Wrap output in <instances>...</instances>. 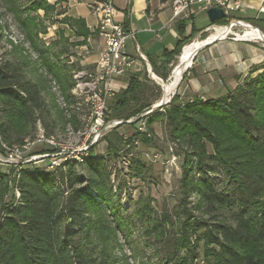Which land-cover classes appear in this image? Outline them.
Instances as JSON below:
<instances>
[{
    "label": "trees",
    "instance_id": "1",
    "mask_svg": "<svg viewBox=\"0 0 264 264\" xmlns=\"http://www.w3.org/2000/svg\"><path fill=\"white\" fill-rule=\"evenodd\" d=\"M3 1L17 15L19 25L29 29L33 21L23 17L16 0ZM47 1L33 0L29 9L47 14ZM105 1L91 0V5ZM63 20L76 28V37L83 39L76 45H83L90 34L84 22L68 17ZM226 23L225 18L215 25ZM256 25L264 31V23ZM187 41L178 42L160 67L152 65V71L166 80L168 65L180 55ZM33 47L38 50L36 45ZM40 58L42 66L69 97L73 81L64 68L53 63L48 50L40 51ZM147 83L140 76H131L127 87L109 99L108 116L128 121L149 110L160 92L156 88V94L149 97ZM154 113L143 119L154 121ZM165 113L172 140L186 148L187 157L196 159L201 178L197 181L185 173L183 181L187 193L198 196L197 210L208 215L209 220L200 225L191 222L192 215L183 198L182 231L172 237L173 251L164 264H264V71L247 77L222 98L191 97L181 103L174 96ZM38 127L47 136L53 135L56 128L41 86L30 77L23 59L0 62V143L21 147L26 140L35 139ZM141 137V142L148 144V139ZM123 140L116 130L107 137V156L117 154ZM207 145L212 146V154L207 153ZM75 167L62 165L57 174L31 163L20 166L17 174L0 170V264H117L112 250L117 247L115 228L121 229V217L118 211L109 214L117 223L113 229L98 203L101 199L110 206L107 168L102 161L88 159L85 167L90 175L86 177L79 175ZM217 168L221 179L209 175ZM13 189L18 192L17 199ZM170 218L169 213L163 214L158 225L167 224ZM183 248L186 254L178 258Z\"/></svg>",
    "mask_w": 264,
    "mask_h": 264
},
{
    "label": "rangeland",
    "instance_id": "2",
    "mask_svg": "<svg viewBox=\"0 0 264 264\" xmlns=\"http://www.w3.org/2000/svg\"><path fill=\"white\" fill-rule=\"evenodd\" d=\"M32 1L16 0L19 10L24 14L23 17H28L33 21L29 24V29L25 30L19 25L17 15L8 9L3 0H0V62L21 58L27 63L30 77L41 86L44 100L56 122L53 135H45L42 128L38 127L35 139L39 136L53 137L57 143L65 146L66 156H69V158H66L63 163L62 157L57 158V160L56 158L43 157L26 163L25 160L32 157L54 154L53 148L38 143L31 149L25 150L24 145L21 147H8L0 143V155L2 157H8L11 150L17 149L22 152L21 160L25 161V163L20 162L17 165L2 164L0 170L17 174L20 166L31 163L44 171L57 174L59 173L58 170L62 168L61 165L73 164L76 166L79 175L88 177L90 173L85 167L86 160L102 161L109 173L110 206H105L101 199L98 200V203L108 216L105 220L111 223L113 229L117 223L113 221L114 217L111 219L109 214L113 215L112 212L118 211L122 221L121 229L115 228L117 234L114 244L116 242L117 247L112 250L117 264H164L166 258L173 251L170 246L172 237L182 231L185 219L184 208L181 205L183 204V198H186L187 212L192 215L191 222L200 225L201 221L209 220L208 215L201 210H197L199 199L196 193L188 194V187L185 188L183 181L185 173L186 176H194V180L197 181L201 178V175L196 170L195 157H192V159L187 157L185 155L186 148H181L176 141L172 140L169 134L165 119V108L169 104L155 111L152 115L154 121L149 122L150 120L146 119L144 133H140L138 130L139 122L128 127L127 121L112 119L107 113L108 122L119 123L104 134L97 146L92 148L93 152L90 153L89 151L87 155L78 152L71 154V151H75L82 144V139L78 138L77 132L85 128L81 116L86 115V110L82 108L80 114L73 111L71 117L67 116L66 110L61 107L59 97H64L69 105H73L75 102L70 97V90L73 85L68 91L69 97H66L57 79L48 72L47 68L42 66L40 51L48 50L53 63L63 67L66 76L73 81V74L80 71L91 72L94 70L92 65L87 66L84 63V58L95 54L97 49L94 45H88L87 47L76 45V42L79 41L74 33L76 28L64 23L63 20L69 13L68 7L64 4L65 0H48L50 9L47 14L43 10H30ZM210 31H207L200 40H192L188 45L186 44L187 46H184L182 54L192 46V43L196 44L197 49L201 43L210 37ZM247 36L248 33L245 31L244 35H241V37ZM34 45L38 47V50L33 47ZM182 54L178 55L171 66L168 67L167 79L175 69L182 65L183 61L180 60ZM152 73L154 77L144 72L140 78L148 82L149 97L156 94V88L159 89L160 98L153 102L152 106H154L163 99L164 91L162 92L161 83H166L167 79L163 80L153 71ZM183 82L182 79L173 93L174 96H178L181 103L191 98H185L181 94L179 89ZM121 90L122 88L119 87L116 92ZM174 96L171 95L172 98ZM115 130L123 136L124 140L117 154L107 156L106 138L113 134ZM141 136L148 139V144L141 142ZM31 141L26 140L25 142ZM206 149L207 153L212 154V146L207 145ZM44 150H52V152L47 151L45 153ZM54 160H56V165L53 169H50L49 166ZM209 175L222 178V173L218 168L214 169ZM90 192L95 199H98V195L94 191ZM13 193L17 199L18 192L13 189ZM166 213L170 214L169 222L165 225L162 223L161 226L158 225L159 220ZM192 241L195 242V236H192ZM114 244H111L110 247H113ZM200 246H202V243H200ZM185 254L186 250L184 248L180 249L177 257L182 258Z\"/></svg>",
    "mask_w": 264,
    "mask_h": 264
},
{
    "label": "crops",
    "instance_id": "3",
    "mask_svg": "<svg viewBox=\"0 0 264 264\" xmlns=\"http://www.w3.org/2000/svg\"><path fill=\"white\" fill-rule=\"evenodd\" d=\"M65 1L64 4L69 12L66 17L82 20L90 33L83 44L84 47L94 45L97 49L95 54L84 58V63L87 66L92 65L94 69L103 49V43L95 33L97 16L91 9V0ZM231 1L237 2L239 8L232 12L230 17L248 23L264 34L261 27L256 25L258 22L264 23V12L261 10L264 0ZM112 4L116 11L114 20L122 24L127 31L135 34V41L126 43V52L135 57V46L137 45L145 55L151 69L153 64L160 67L166 59V54L172 53L178 42L188 39L187 43L182 46V48L186 47L192 40H200L212 26L206 11L203 10L197 11L190 19L172 21L171 2L112 0ZM232 32L231 34L241 37L238 31L232 30ZM210 34L211 37L213 34ZM210 37L207 38L210 39ZM79 41L83 39L79 38ZM173 62L171 61L168 67ZM263 71L264 47L259 43L229 37L215 41L199 51L187 69L184 82L179 90L185 98L218 99L237 89L247 77H255ZM130 77L125 76L118 79L115 83L116 89L119 87L125 89Z\"/></svg>",
    "mask_w": 264,
    "mask_h": 264
},
{
    "label": "built area",
    "instance_id": "4",
    "mask_svg": "<svg viewBox=\"0 0 264 264\" xmlns=\"http://www.w3.org/2000/svg\"><path fill=\"white\" fill-rule=\"evenodd\" d=\"M210 7H218L224 11L227 23L224 26H218L222 28L219 36L221 40L233 37L235 40L259 43L264 47L262 38L238 37L236 34H231V30L238 31L237 33L241 35H244V31L248 30L259 32L257 28L248 23L230 17V14L239 8L238 3L231 0H172L171 20H187L195 16L197 11H206ZM91 9L97 16L95 33L102 41L103 49L99 54L93 71H80L73 74L74 84L70 90V97L75 103L69 105L64 97H59L61 107L66 110L68 117H71L73 111L80 114V111L83 110L82 108L86 110V115L81 116L85 128L77 132L78 138L82 139V144L75 151H71V154L78 152L87 155L93 147L97 146L104 134L119 123L108 122L107 120V104L109 99L116 93L115 83L118 79L125 76H141L144 72L151 76L153 74L145 55L137 45L135 46V57L130 56L126 52V43L135 41V34L125 30L122 24L114 20L116 11L112 0L93 3ZM261 10L264 12V1ZM215 26L212 25L208 28V31ZM223 31H227V33L222 37ZM171 99L170 97L169 103ZM139 123L138 130L140 133H144L146 119H141ZM38 143L52 147L54 154L32 157L29 160H25L26 163L36 161L41 157L56 158V160L62 157L63 163L66 158H69V156H66L65 146L57 143L53 137L39 136L33 141L24 144L23 148L28 150ZM21 154L22 152L17 149L11 150V154L8 157H4L6 161L2 160L0 155V165H13L11 162L16 165L20 162L25 163V161L21 160ZM56 160L51 163L50 169L54 168Z\"/></svg>",
    "mask_w": 264,
    "mask_h": 264
},
{
    "label": "bare ground",
    "instance_id": "5",
    "mask_svg": "<svg viewBox=\"0 0 264 264\" xmlns=\"http://www.w3.org/2000/svg\"><path fill=\"white\" fill-rule=\"evenodd\" d=\"M210 32L213 35L210 37V39L202 43L199 47H201L203 44L211 42L214 38H218L220 36V33L222 32V28L215 26L214 28L211 29ZM245 32L248 33L247 38H262V35L260 34V32L256 30H248ZM231 33H233L232 30H231ZM263 38L262 40H264ZM196 47H197L196 44L192 43V46L188 50H186L184 54H182L183 53V50H182V52L180 53V55L182 54V57L180 60H182L183 63L181 66H179V68L173 71V73L170 75V79L166 83H161L164 94H163V99L162 100L160 99L161 101L157 104L164 103L170 100V97L171 95H173L174 91L178 87V84L180 83L183 74H185L184 73L185 70L189 68V66L191 65V57L196 51ZM152 76L154 77V74H152Z\"/></svg>",
    "mask_w": 264,
    "mask_h": 264
},
{
    "label": "water",
    "instance_id": "6",
    "mask_svg": "<svg viewBox=\"0 0 264 264\" xmlns=\"http://www.w3.org/2000/svg\"><path fill=\"white\" fill-rule=\"evenodd\" d=\"M206 14H207V17H208V20L209 22L211 23V25H215L216 22L222 20V19H225V14H224V11L221 9V8H218V7H210L206 10ZM255 28V27H254ZM259 30V29H258ZM260 34L262 35V38L264 37V34L259 30ZM227 33V31H223V34H222V37ZM264 39V38H263ZM221 40L220 37L216 38L215 40H212L211 42L209 43H206V44H203L201 47L197 48L196 51L194 52V54L192 55L191 57V64L194 60V58L196 57V55L199 53L200 50H202L203 48H205L206 46L210 45L211 43H214L215 41H219ZM184 48V47H183ZM183 48L181 49V52L183 50ZM191 66V65H190ZM189 66V67H190ZM188 69V68H187ZM187 69L185 70V72L187 71ZM184 72V73H185ZM184 75V74H183ZM170 79V75L168 77V79L166 80V82ZM183 79V76L181 78V80ZM161 81V79H159ZM179 85V84H178ZM163 92V90H162ZM163 96V95H162ZM173 96V95H172ZM172 98V97H171ZM169 104V101L167 102H164V103H160V104H156L154 106H152L149 110L143 112L142 114H140L139 116L133 118L132 120L130 121H127L126 123L128 124H131V123H136L138 121H140L141 119L149 116L150 114H152L153 112L159 110V109H162L163 107H166L167 105ZM122 123V122H121ZM2 160L6 161V159L4 157H1ZM39 159H42L41 158H38ZM12 164H14L13 162H11Z\"/></svg>",
    "mask_w": 264,
    "mask_h": 264
}]
</instances>
